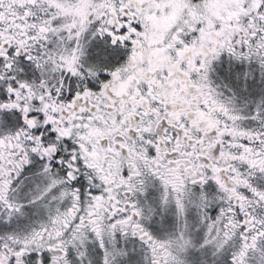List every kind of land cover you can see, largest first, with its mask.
I'll return each instance as SVG.
<instances>
[{
	"label": "snow or ice",
	"instance_id": "1",
	"mask_svg": "<svg viewBox=\"0 0 264 264\" xmlns=\"http://www.w3.org/2000/svg\"><path fill=\"white\" fill-rule=\"evenodd\" d=\"M0 264H264V0H0Z\"/></svg>",
	"mask_w": 264,
	"mask_h": 264
}]
</instances>
